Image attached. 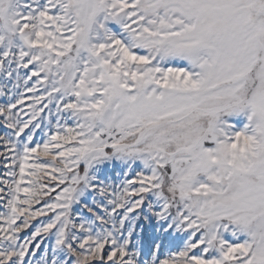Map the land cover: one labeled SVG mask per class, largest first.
I'll list each match as a JSON object with an SVG mask.
<instances>
[{"label": "snow or ice", "instance_id": "1", "mask_svg": "<svg viewBox=\"0 0 264 264\" xmlns=\"http://www.w3.org/2000/svg\"><path fill=\"white\" fill-rule=\"evenodd\" d=\"M0 264H264V0H0Z\"/></svg>", "mask_w": 264, "mask_h": 264}]
</instances>
